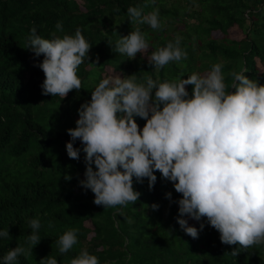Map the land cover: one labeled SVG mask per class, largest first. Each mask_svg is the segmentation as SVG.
I'll use <instances>...</instances> for the list:
<instances>
[{"label":"trees","instance_id":"16d2710c","mask_svg":"<svg viewBox=\"0 0 264 264\" xmlns=\"http://www.w3.org/2000/svg\"><path fill=\"white\" fill-rule=\"evenodd\" d=\"M130 6L142 7L145 14L158 8L162 30L132 25ZM60 21L64 32L59 35H74L80 27L92 46L90 61L78 69L83 88L64 99L42 94L45 74L36 65L43 56L25 49L33 26L50 38ZM137 27L151 46L147 57L138 53L130 60L114 52L116 40ZM234 28L239 38L230 36ZM176 36L182 38L187 60L156 69L148 55ZM215 63L224 65L229 85L231 72L264 84V0H0V230L7 228L11 235L0 238V264L11 248L26 246L32 231L27 221L37 217L41 241L30 256L19 257L18 264H39L50 255L59 264H70L85 248L99 264H264V246L240 248L233 256L239 246L221 243L220 233L206 219H193L197 229L205 224L199 238L187 235L176 221L178 204L165 195L171 192L178 200L181 194L158 171L153 190L147 179L143 184L134 181V189L142 193L135 204L97 206L94 193L80 185L85 153L81 151L77 161L66 151L71 140L67 130L76 127L78 109L91 100L102 79L136 74L138 80L150 75L171 82L181 74L187 79L208 72ZM186 88L191 95L193 86ZM136 120L142 130L146 120ZM74 147L83 146L77 140ZM153 203L159 210L151 209ZM49 222L54 227L49 228ZM69 229H79L78 243L61 255L56 241Z\"/></svg>","mask_w":264,"mask_h":264},{"label":"clouds","instance_id":"9594fccd","mask_svg":"<svg viewBox=\"0 0 264 264\" xmlns=\"http://www.w3.org/2000/svg\"><path fill=\"white\" fill-rule=\"evenodd\" d=\"M154 2V0H153ZM147 7V5H145ZM127 16L132 25H149L162 30L159 9L145 14L139 6H130ZM63 22H57L50 38L38 34L33 26L26 37L25 49L35 57L43 56L36 66L45 74L42 94L66 98L83 88L78 69L90 61L91 44L78 27L74 35L63 34ZM176 36L166 47L148 55L156 69L187 60ZM112 47V42L108 41ZM146 33L135 28L120 36L112 50L128 59L148 54ZM97 57V63H98ZM224 65L215 63L205 74L192 73L187 79L160 82L150 75L138 80L136 74L102 79L91 91V100L81 104L75 128L67 130L70 159L79 161L85 153V179L81 187L94 193V203L107 208L135 204L142 193L134 181L148 180L149 190L157 182L156 172L172 182L178 200L166 193L170 203L178 204L176 221L193 239L205 227L189 226V219L202 221L220 233L221 243L239 249L264 246V84L243 72H231L229 85ZM193 86L190 95L186 86ZM231 88V91H229ZM136 117L146 120L143 129ZM79 140L82 148L74 147ZM66 179H71L67 177ZM153 203L151 209L159 210ZM31 234L25 245L11 248L3 264H18L41 241L40 219L27 221ZM49 228L54 225L49 222ZM79 229H69L56 241L61 255L78 243ZM9 229L0 230V238H10ZM39 264H59L50 255ZM70 264H99L96 255L82 249Z\"/></svg>","mask_w":264,"mask_h":264},{"label":"rangeland","instance_id":"374dc122","mask_svg":"<svg viewBox=\"0 0 264 264\" xmlns=\"http://www.w3.org/2000/svg\"><path fill=\"white\" fill-rule=\"evenodd\" d=\"M239 34H240V31L237 28H234V29H232L230 36L239 38V36H241V34L240 35ZM142 55H144V54H142ZM144 57H147V54L144 55ZM205 73H207V72H204L203 74H205ZM112 76H114V75H112ZM189 226H194V220L193 219H189Z\"/></svg>","mask_w":264,"mask_h":264}]
</instances>
